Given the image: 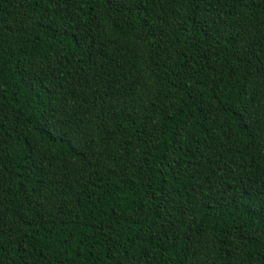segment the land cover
<instances>
[{
  "label": "trees",
  "instance_id": "16d2710c",
  "mask_svg": "<svg viewBox=\"0 0 264 264\" xmlns=\"http://www.w3.org/2000/svg\"><path fill=\"white\" fill-rule=\"evenodd\" d=\"M0 264H264V0H0Z\"/></svg>",
  "mask_w": 264,
  "mask_h": 264
}]
</instances>
